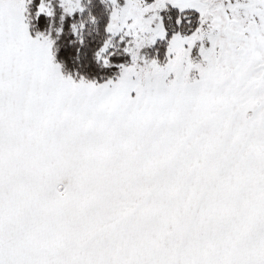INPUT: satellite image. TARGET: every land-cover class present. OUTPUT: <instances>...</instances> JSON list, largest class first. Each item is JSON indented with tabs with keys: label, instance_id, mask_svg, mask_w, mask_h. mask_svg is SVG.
Here are the masks:
<instances>
[{
	"label": "snow or ice",
	"instance_id": "obj_1",
	"mask_svg": "<svg viewBox=\"0 0 264 264\" xmlns=\"http://www.w3.org/2000/svg\"><path fill=\"white\" fill-rule=\"evenodd\" d=\"M0 264H264V0H0Z\"/></svg>",
	"mask_w": 264,
	"mask_h": 264
}]
</instances>
